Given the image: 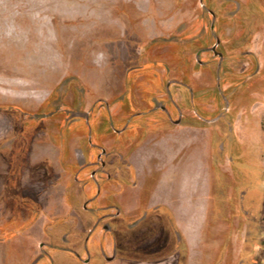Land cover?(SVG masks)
Masks as SVG:
<instances>
[{"label": "rangeland", "instance_id": "1", "mask_svg": "<svg viewBox=\"0 0 264 264\" xmlns=\"http://www.w3.org/2000/svg\"><path fill=\"white\" fill-rule=\"evenodd\" d=\"M35 1L51 13L42 18L60 69L41 91H28L33 102L0 86V260L26 264L36 255L31 226L44 213H52L56 243L71 247L64 240L71 212L97 220L113 203L106 195L75 208V192L93 198L106 187L109 154L152 137L174 142L178 124L199 129L178 136L187 144L174 162L196 157V148L203 155L196 169L204 206L187 216L204 220V229L189 247L177 238L166 264H264V0H0V14L35 8ZM83 14L84 34L77 22ZM18 19L25 24L28 15ZM93 49L96 57L107 51L113 64L98 66ZM22 57L14 68L1 54L0 72L18 77H0L24 78L23 87L35 89L29 75L48 73ZM255 95L260 105L249 110ZM195 179L186 178L189 187ZM53 187L65 193L54 194L62 196L56 208L43 209ZM82 245L79 259L101 253L100 244ZM55 252L43 249L36 264H99Z\"/></svg>", "mask_w": 264, "mask_h": 264}, {"label": "crops", "instance_id": "2", "mask_svg": "<svg viewBox=\"0 0 264 264\" xmlns=\"http://www.w3.org/2000/svg\"><path fill=\"white\" fill-rule=\"evenodd\" d=\"M255 96L248 105L249 110L254 111L260 105L257 103V100H261L260 96ZM258 121L264 139V117ZM176 126L174 142L170 136L152 137L123 155L109 154L103 163L106 187L93 198L75 192V208H79L80 204L85 205L89 200L98 199L99 196L100 199L105 198L106 195L111 197L113 203L103 206L108 212L97 220H93L86 210L85 214L71 212L72 216L66 220L69 230L64 239L68 240L71 247L56 243V233L52 231L54 220H49L48 217L52 213L37 216L31 226V231L35 234L33 245L36 255L26 264H36L41 256L39 252L43 249L56 251L54 254L63 251L76 261L85 263L95 257L94 261L99 264H166L173 254L177 238L182 237L189 247V241L198 237L204 227V220H194L187 216L189 209L204 206L202 172L196 169L203 155L196 148V157L184 156L179 158L178 165L175 164L174 160L181 155L187 144L178 136L188 130H199L178 124ZM45 149L48 148H42ZM259 167L264 176L262 161ZM190 176L196 178L193 187L187 184L186 178ZM3 184L0 173V193L4 190ZM46 193L53 194L52 203L43 209H51L56 208V203H60L62 197L57 200L54 194L62 195L65 191L53 187L47 189ZM161 209H167L169 216H161ZM178 209L184 211L183 217L178 214ZM82 243L90 244L93 250L100 244L101 253L97 255L92 251L88 258L79 259L76 257V250H81ZM50 259L53 261L52 256ZM1 264H5L3 260ZM55 264L65 263L58 259Z\"/></svg>", "mask_w": 264, "mask_h": 264}, {"label": "flooded vegetation", "instance_id": "3", "mask_svg": "<svg viewBox=\"0 0 264 264\" xmlns=\"http://www.w3.org/2000/svg\"><path fill=\"white\" fill-rule=\"evenodd\" d=\"M149 2L150 5L156 3L155 0H149ZM41 4L38 5V3H36L37 7L35 8L30 7V9L26 10L19 8L14 11H10L8 14H0V55L4 54L8 56V60H10L9 62L10 64H13L12 66H14V68L24 63L21 59L23 58L22 56L29 55L31 56V60L34 59L33 62L36 66L35 71L38 69L39 71L42 70L44 73L47 71L46 73H48V75L40 78H33L32 75H29L28 78H31V81H35L33 83L35 89L23 87L24 78L19 77L20 81H15L5 80L0 77V86L10 87L16 91H20L22 93L21 96L25 97L26 100L31 102H33L34 96L29 94L28 91H41L45 85L57 75L60 69L59 61L56 59L51 49V45H49L50 40L48 34V25L42 18L43 15H51V13L49 9L44 10ZM23 14L28 15V20L25 24L21 23L18 19V15ZM87 20L88 17L84 14L77 18V22L80 24V26H82V33L86 30L85 26H87ZM97 49L92 50L94 53L92 51L89 53V58L94 59L100 67L103 66V62L107 65H112L113 63H110V56L107 51L102 53L100 57H96ZM60 51L62 52L64 50L60 47ZM62 60L64 61L63 58ZM0 74L3 76L18 77L11 75V73L7 74L0 72ZM98 82L101 84V89H103V85L105 84L104 80L100 78ZM1 94L3 96H9L8 92H3ZM49 151L50 150L48 149L42 150V152L46 153ZM202 235L203 230L199 234V238ZM201 252H203V245L201 246Z\"/></svg>", "mask_w": 264, "mask_h": 264}]
</instances>
